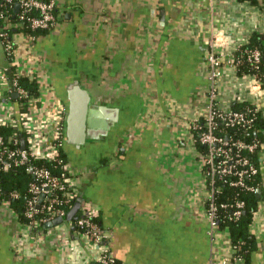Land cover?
<instances>
[{
    "label": "crops",
    "instance_id": "0c3cea01",
    "mask_svg": "<svg viewBox=\"0 0 264 264\" xmlns=\"http://www.w3.org/2000/svg\"><path fill=\"white\" fill-rule=\"evenodd\" d=\"M57 25L29 45L14 34L18 67L39 80L36 113L64 106L77 80L103 106L107 134L65 154L79 197L100 207L111 255L127 264H220L230 245L209 233L207 187L190 123L209 106L213 33H219L218 103L252 104L233 56L264 32V1L56 0ZM8 60L0 45V70ZM0 82V90H5ZM13 97V95H12ZM17 97H13V99ZM264 118V117H261ZM264 133V131H263ZM251 231V264H264V181ZM0 204V264H91L97 247L35 234ZM224 238V239H223Z\"/></svg>",
    "mask_w": 264,
    "mask_h": 264
},
{
    "label": "built area",
    "instance_id": "2783aa9c",
    "mask_svg": "<svg viewBox=\"0 0 264 264\" xmlns=\"http://www.w3.org/2000/svg\"><path fill=\"white\" fill-rule=\"evenodd\" d=\"M264 1V0H263ZM7 10H0V25L8 22L13 14L21 22L28 23L32 30L55 27L57 25L56 0H0ZM18 4V9L15 8ZM264 34V32H262ZM17 35V34H15ZM21 42L27 50L37 36L35 34L18 32ZM219 33H213L206 59L209 64L208 110L204 115L197 116L190 128L195 141L202 148L197 149L199 165L207 187L206 207L209 219V233L212 237L223 236L230 245L231 253L225 256L220 264H246L237 255V247L232 244L228 228L218 225L219 207L226 208L228 204H216V194L220 184L240 187L246 191H256L257 187L247 178L256 174L262 175L264 181V142H246L236 137L226 128L257 133L256 120L264 117V75L258 72L245 74L248 94L252 97V104L243 110L223 108L219 105L218 81L221 76V55ZM19 44L10 36L8 31L0 28V45L3 48L8 65L0 70V82L5 83V90H0V126L16 129V133L7 137L0 133V198L5 189L1 183L2 175L6 172L23 170L32 178L28 182L29 196L26 197L22 222L35 234L53 232L65 245H72L69 233L79 238L86 249L97 247L95 261L98 264H127L117 262L111 255L108 246L107 231L99 224L100 207L90 201L82 200L75 217L67 218V213L78 200L79 194L73 179L71 165L63 155L65 152V108L54 107L48 112L36 113V104L40 99L32 96L28 89L20 83V76L28 75L30 79H37L29 67L20 68L14 59L15 45ZM248 62L255 67L260 63L262 53L258 48H246L243 51ZM232 62L236 66L235 56ZM11 67L15 71L11 75ZM40 84V83H39ZM17 93V98L12 95ZM264 131V127L261 128ZM21 138L25 140V147L21 146ZM259 165L249 159L248 152H257ZM44 162L45 164H40ZM10 197L19 198L18 191H11ZM2 205L9 206L7 198H2ZM244 200H237L232 205V213L227 217L230 221L240 218L244 208ZM258 211V209L254 212ZM253 215V216H254ZM61 217L62 221L53 227H46V223ZM254 218V217H253ZM253 221V220H252ZM252 225V224H251ZM223 238V239H224Z\"/></svg>",
    "mask_w": 264,
    "mask_h": 264
},
{
    "label": "trees",
    "instance_id": "16d2710c",
    "mask_svg": "<svg viewBox=\"0 0 264 264\" xmlns=\"http://www.w3.org/2000/svg\"><path fill=\"white\" fill-rule=\"evenodd\" d=\"M252 2L257 3V0H251ZM0 10H7L5 8V5L0 2ZM14 11V15L12 14L9 17L8 22H3L0 25V28H3L8 31L9 35L12 37L14 34H18V32L23 31L25 33L29 34H35L36 36L40 35L41 33H45L49 30H52L51 28H45V29H38V30H32L28 23L21 22L17 15L14 8L11 9V12ZM246 48H258L260 49L262 53V58L260 63L255 67L253 64L247 61L246 56L243 54V50ZM235 60H236V68L237 72L241 75H245L247 73L252 72H258L259 75H264V34L263 33H253L250 36L249 42L246 45H243L239 48V50L235 53ZM15 71L14 67H11V75ZM20 83L25 86L29 93L32 96H38L39 95V88L40 84L37 82V79H30L28 75H22L20 76ZM250 104L247 103H241V102H235L234 106L232 107L235 110H243L247 107H249ZM264 127V118H261L260 116L256 120V127L257 133H254V131H242L240 129L235 128H226V131H229L233 133L236 137H239L246 142L251 141H259V143L264 142V133L261 130V128ZM16 129L13 127L8 126H0V133L7 137L10 134L16 133ZM195 145L197 149H201L202 145L198 143V141H195ZM63 155L66 158L65 152H63ZM249 159L259 165L258 161V149L257 152H248ZM40 164H45L44 162H39ZM250 183H253L257 189L262 188V175L260 173L253 176L251 179L247 178ZM32 180L31 177L27 176L23 170H17V171H10L6 172L2 175L1 183L5 189L4 193L2 194V197L0 198V201L2 198H7L10 202L9 207L11 209H15L20 211L19 212V219L22 221L24 218L22 217L23 214V208L25 204L26 197L29 196V192L27 190L28 188V182ZM220 190L216 194L215 202L218 204V206L221 203L228 204V207L222 208L219 207L218 210V225L220 228H228L229 234L231 237L232 244L236 245L237 247V255L242 257L246 264H251L252 261V254L257 249V242L256 237L254 233L251 231V224L253 220L254 212L258 208L259 203V197L257 196L256 191H246L240 187L236 186H230L228 184H220ZM11 191H18L20 193L19 198H13L10 197L9 193ZM237 200H244V208L242 210L241 216L239 219L235 221H230L227 219L228 215L232 213V205ZM1 204V202H0ZM75 217V216H74ZM73 217V219H74ZM117 262L120 263V261L117 260ZM91 264H98L96 261H92Z\"/></svg>",
    "mask_w": 264,
    "mask_h": 264
},
{
    "label": "water",
    "instance_id": "95a60500",
    "mask_svg": "<svg viewBox=\"0 0 264 264\" xmlns=\"http://www.w3.org/2000/svg\"><path fill=\"white\" fill-rule=\"evenodd\" d=\"M18 4L15 8L18 9ZM67 112H66V136L71 144L80 145L87 139L98 138L107 134L112 126V119L106 121L103 118L105 109L103 106L89 105L90 96L86 89L81 87L77 80L72 81L67 86ZM17 97V93L13 94ZM21 146L25 147V140L21 138ZM257 196L260 197L261 189L256 190ZM81 197L75 201L72 208L67 213V218H73L81 204ZM62 221L61 217H57L47 222L46 227H53Z\"/></svg>",
    "mask_w": 264,
    "mask_h": 264
}]
</instances>
